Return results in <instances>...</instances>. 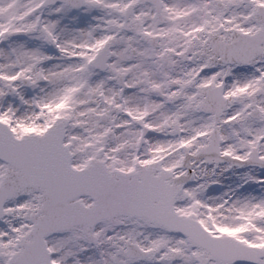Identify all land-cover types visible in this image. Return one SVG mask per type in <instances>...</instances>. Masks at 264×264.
Masks as SVG:
<instances>
[{
  "label": "snow or ice",
  "instance_id": "snow-or-ice-1",
  "mask_svg": "<svg viewBox=\"0 0 264 264\" xmlns=\"http://www.w3.org/2000/svg\"><path fill=\"white\" fill-rule=\"evenodd\" d=\"M0 264H264V0H0Z\"/></svg>",
  "mask_w": 264,
  "mask_h": 264
}]
</instances>
